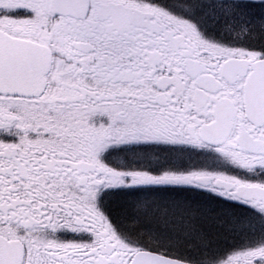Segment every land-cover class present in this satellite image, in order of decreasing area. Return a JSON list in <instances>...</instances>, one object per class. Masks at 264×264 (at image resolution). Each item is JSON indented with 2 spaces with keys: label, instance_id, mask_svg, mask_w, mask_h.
<instances>
[{
  "label": "snow or ice",
  "instance_id": "6c2138e0",
  "mask_svg": "<svg viewBox=\"0 0 264 264\" xmlns=\"http://www.w3.org/2000/svg\"><path fill=\"white\" fill-rule=\"evenodd\" d=\"M0 264H264V0H0Z\"/></svg>",
  "mask_w": 264,
  "mask_h": 264
},
{
  "label": "flooded vegetation",
  "instance_id": "af4514ba",
  "mask_svg": "<svg viewBox=\"0 0 264 264\" xmlns=\"http://www.w3.org/2000/svg\"><path fill=\"white\" fill-rule=\"evenodd\" d=\"M150 150L145 148L143 149L144 153L149 152ZM118 160H126L127 163H129L130 165H133L135 167H141V166H147L148 170H152L153 167H155L156 165L154 164V162L149 159L146 155L141 159V158H133V154H129L127 156L125 155H121L120 157L117 158ZM164 159V163L165 164H172V163H180L181 165L187 166L189 161L185 160H180L177 159L174 156H170V155H165ZM113 163H116V161H113ZM163 166V165H160ZM140 194L139 196H146V195H150L153 193H158V194H167L170 195L173 199H178L180 197V189H175V188H160V189H143L140 190ZM188 197L190 200L195 201V192L194 190L188 189ZM191 191V192H190ZM132 194V193H131ZM130 194V196H131Z\"/></svg>",
  "mask_w": 264,
  "mask_h": 264
},
{
  "label": "trees",
  "instance_id": "16d2710c",
  "mask_svg": "<svg viewBox=\"0 0 264 264\" xmlns=\"http://www.w3.org/2000/svg\"><path fill=\"white\" fill-rule=\"evenodd\" d=\"M134 197H140L139 194H130L128 195L127 198H134ZM141 199H151V200H155V201H160V202H169V201H193V200H190L189 197H188V194L184 195V196H180L178 199H173L170 195H167L164 193L163 194H156V193H153V194H150V195H146V196H141L140 197ZM195 201L196 202H201L205 205H208L209 207H220L221 205L216 203V201H213V198L211 196H198L195 197ZM231 242V241H230Z\"/></svg>",
  "mask_w": 264,
  "mask_h": 264
}]
</instances>
